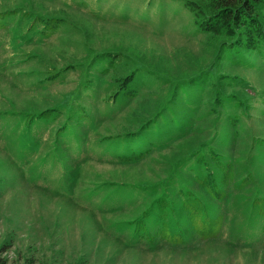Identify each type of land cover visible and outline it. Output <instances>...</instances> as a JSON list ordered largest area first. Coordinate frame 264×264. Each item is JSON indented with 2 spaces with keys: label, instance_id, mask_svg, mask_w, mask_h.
I'll return each instance as SVG.
<instances>
[{
  "label": "rangeland",
  "instance_id": "rangeland-1",
  "mask_svg": "<svg viewBox=\"0 0 264 264\" xmlns=\"http://www.w3.org/2000/svg\"><path fill=\"white\" fill-rule=\"evenodd\" d=\"M74 1L0 0V264H264V212L251 208L254 195L264 192L255 183L237 185L256 135H264V119L248 109L249 124H240L236 134L209 110L214 92L234 103L259 105L264 66L259 60L254 65L247 60L243 68L233 63L227 37L197 22L190 1L211 0H109L96 13L110 9L109 25L88 16L97 0H87L85 14L66 7ZM39 13L47 15L36 17ZM52 16L67 21L53 37L37 41L49 34L34 35L31 22L41 27L40 18ZM109 47L149 82L134 87V98L114 121L113 108L102 99L118 71L95 69L89 90L83 89L80 69L63 70L73 61L80 67L85 57L97 59ZM200 77L204 120L197 123L202 116H193L190 133L183 136L179 129L171 144L159 146L145 162L124 164L114 133L139 126L140 116L159 113L157 102L172 89L181 114L185 100L179 88ZM209 140L227 152L237 174L221 200L204 194L215 208L212 215L224 217L221 229L211 234L196 228L192 241L136 233L127 219L141 208L127 209L138 203L127 189L168 179L176 161ZM258 153L256 160L264 163V151ZM184 177L201 192L194 177Z\"/></svg>",
  "mask_w": 264,
  "mask_h": 264
},
{
  "label": "trees",
  "instance_id": "trees-1",
  "mask_svg": "<svg viewBox=\"0 0 264 264\" xmlns=\"http://www.w3.org/2000/svg\"><path fill=\"white\" fill-rule=\"evenodd\" d=\"M108 1L97 0L90 5L87 0H78L72 4L67 3L66 7L76 8L77 11L85 14L84 10L90 5L89 8L92 9L89 12L90 15L87 14V11L86 14L95 21L109 25V21H111L109 19L110 9L107 13L96 14L97 11H101L105 7ZM189 5L194 11L197 22L205 31L227 37L224 40L228 44L225 49L229 56H235L233 63H242L241 67L243 68V62L247 63L249 60L250 64L254 65L259 60V64L264 66V0H211L208 4L201 5L190 1ZM44 15L47 14L39 13L36 17ZM21 18H19V23H21ZM33 21L29 30L34 31V35H37V32H43L42 35L49 34L40 40H37L33 35L37 41H43L53 37L58 31V26L65 23L67 19L61 16L40 18L38 25L41 27H35L36 23ZM251 52H258V54L250 56ZM119 56L118 51L109 47L103 49L97 59L85 57L78 68L75 67L74 61L63 68L67 73L70 70L80 69L79 72L86 77V80H82L85 82L83 89L89 90L93 88L92 77H94L95 69L101 68L105 72L104 74L110 70L118 71L117 82L111 81V91L107 97L102 99V102L110 104L113 108L112 110L115 112L113 121L120 118L124 103L134 98V87L149 83L146 78L137 75L135 68L130 69L119 62ZM28 58L29 56L26 57V59ZM55 74L57 77L59 72L57 71ZM204 81L205 79L200 77L198 80L190 81L187 88H179V96L185 100L182 108L185 111L181 114L178 113L177 109L179 100L175 99L176 91L172 89L166 99H163L164 101L157 102V108L161 106L159 113L147 117L140 116L137 118L140 124H136L139 126L114 133L113 136L121 139L124 164L134 165L145 162L159 146L171 144L179 129L182 130L183 136L190 133L192 129L189 121L193 116L194 118L195 116H202V118L195 120L197 123L204 120V113H202L204 105L200 104L202 94L205 91L204 86H202L203 83L205 84ZM168 82L169 85H174V83ZM241 87L244 91H248V84L244 81H242ZM229 98L224 93L217 94L214 92L209 110L217 114V117L220 116L222 120H226L231 130L234 129V133L239 132L240 124H249L247 117L250 116V112L248 109L255 110L256 119H264V109L260 107V104L264 105V93L261 97H256L259 105H242L238 101L236 103L229 101ZM256 122L257 120H255ZM139 139L141 140L139 141ZM255 139L257 140L256 148L255 145H252L255 148L254 152L246 158L248 164L246 174L244 173L245 175L243 174L241 178H238L237 185L246 187L248 184L255 183L254 188L258 192H264V179L262 178L264 177L262 176L264 163L256 160L259 155L258 152L264 151V135L257 134ZM156 145L157 147H155ZM217 145H213V141L209 140L194 148L180 161H176L168 179H159L154 183L141 185L132 184L131 189H127L130 192L133 191V197L138 202L135 207L128 205L127 209L131 211L135 208H141L136 217L127 219L136 233L147 236H159V234L165 233V236L177 237L180 240L184 238V241L188 238L186 241H192V236H195V231H197L196 228H200L203 232L209 231L211 234L221 229L224 217L212 215L215 208L207 198H204L206 197L204 194L208 192L213 201L221 200L225 194L226 186L237 179V174L233 167L234 164L225 155L227 152L223 149L220 150L221 146L219 145L220 149H218ZM231 158L233 159V157ZM198 169L203 170L204 173L198 174ZM184 175L194 177L201 192L192 189ZM119 183L125 184V182ZM255 207L264 212V195L260 196L258 193L254 195L251 208Z\"/></svg>",
  "mask_w": 264,
  "mask_h": 264
}]
</instances>
